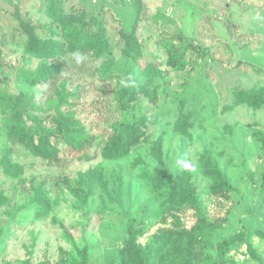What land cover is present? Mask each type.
Segmentation results:
<instances>
[{"label":"rangeland","instance_id":"374dc122","mask_svg":"<svg viewBox=\"0 0 264 264\" xmlns=\"http://www.w3.org/2000/svg\"><path fill=\"white\" fill-rule=\"evenodd\" d=\"M135 2L0 0V160L21 167L7 173L0 164V264H75L81 251L84 264H131L129 224L144 252L140 264H171L177 249L155 234L201 219L212 235L208 247L193 243V262L264 264V236L255 233L264 232V103H237L244 90H264V0H140L137 20ZM66 14L90 22L92 34L76 26L65 34ZM135 20L127 47L121 34ZM171 44L187 49L182 68L166 63ZM77 49L87 56L80 65L72 60ZM52 65H61L58 76L44 84ZM180 112L189 118L186 135L174 127ZM62 114H72L65 126L81 136L77 148L58 145L53 165L29 153L28 133L35 144L40 121L57 140L64 126L51 121ZM135 116L148 120L146 139L126 156H101L103 143ZM158 138L161 164L153 156ZM80 148L92 159H78ZM203 153L233 190L213 191L197 163ZM181 156L195 171L177 168ZM161 170L180 180L183 194L162 185ZM62 178L90 188L89 197L73 196Z\"/></svg>","mask_w":264,"mask_h":264},{"label":"trees","instance_id":"16d2710c","mask_svg":"<svg viewBox=\"0 0 264 264\" xmlns=\"http://www.w3.org/2000/svg\"><path fill=\"white\" fill-rule=\"evenodd\" d=\"M136 20L138 19V16L140 14V0H136ZM61 21L67 25V28L64 30L65 34L67 32L68 28H71L73 26H76L75 28L78 30H81L83 32H87L88 34H92L90 29V22H81L77 21L75 15L66 14L62 17H60ZM84 19V16L82 17ZM136 20L133 24L132 30L130 33H122V37L126 39L127 47L128 43L131 40L135 39L134 36V30L136 25ZM25 30L29 34V41L35 43V47L39 48L40 41L37 40V34L32 32L27 24H24ZM101 28H99L100 33ZM104 44V42H103ZM187 52V49L183 47L181 44H171L167 46V60L166 63L173 68H182L183 67V59ZM125 53L127 55L130 54L129 50H125ZM61 65H52L49 66V68L45 71V74L43 75L41 81L45 84L48 81H53L57 78L58 72L60 71L59 68ZM157 74H154L156 76ZM63 96L67 95H61V99ZM156 93L153 92L150 94V100L152 103H155L156 101ZM64 101V98L62 99ZM61 100V102H62ZM237 103H246L252 108H259L264 103V90L259 89L255 90V88H250L247 90H244L238 100ZM133 119L131 123H128L124 125L123 130L119 131V129L115 130V133L107 139L104 143L102 148L100 149L101 156L105 158H120L123 156H126L130 153L131 149L137 145H139L144 139H146L145 132L142 130V128H145L147 125V119L145 116L137 117ZM73 119L72 114L70 115H60L59 117H53L52 118V125L54 126H64V131L62 133V136H59L57 140L53 141L51 140L50 134L46 130V126L40 121L35 125V144L31 142L32 136L28 133L30 137V143L26 145L28 148V151L31 155H35V157H40L47 159V161L50 164H56L59 162L58 157V145L62 142L71 144L74 148H77L76 145L73 144V141L75 140V136L80 137L81 134L79 131L75 130L72 127L65 126L66 123H69V120ZM188 116L183 115L182 112H180L178 120L175 122L174 127L176 130L180 131L182 134L186 135V123L188 121ZM228 131V130H227ZM102 141V140H101ZM88 145L92 143V140L87 139ZM99 143V142H98ZM87 145L84 147L86 148ZM84 148H80L79 150V156L78 159L80 160H91L92 156L88 155L87 153H84L82 150ZM153 156L155 159L161 164L162 163V151H161V138H158L153 146ZM198 165L202 169V173L205 177H207L215 186H214V192H220L222 194L226 193L227 191L233 190V187L231 184L227 181L226 175L220 170L218 166V162L215 158L211 156L209 153H203V155L198 159ZM0 164L4 166L5 171L7 173L12 172L13 170L19 171L20 165L18 164H11L10 160L7 159H1ZM159 176L163 178L162 185H166L167 187H170L171 193L174 195H180L184 193V190L181 188V183L179 179H172L170 174L167 173L166 170H161L158 173ZM63 182L68 186V189L70 190L71 194L75 197H77L79 200L84 201L89 197L90 188L87 191H84L81 188L70 186L69 181L66 178H62ZM88 187L90 185L88 184ZM120 183H116V188L119 190ZM159 189V188H156ZM212 227L210 224H207L204 220L198 221L195 225L191 226V228L186 229L184 227L181 228H163L158 233L155 234V241L158 243H161L163 245L169 244V246L176 250V255L172 257L169 261H171V264H201L197 262H193L196 259V254L193 252L192 245L194 242H198L202 246H209L210 245V239L212 235ZM128 233V248L130 251V260L131 264H140L143 260L144 252L142 249L138 248L136 245V233L135 229L132 227V224H129V228L127 230ZM259 236H264V232L257 230L255 232ZM238 239V236H234L229 241H223L222 245L225 247L232 243L234 240ZM250 255L253 259L261 262L260 257L249 247ZM224 251L221 252L219 257H221L222 260V254ZM80 259L75 264H84L85 263V251L80 252ZM175 259H178L177 262H175ZM175 262V263H174ZM159 264H165L164 261H161Z\"/></svg>","mask_w":264,"mask_h":264},{"label":"clouds","instance_id":"9594fccd","mask_svg":"<svg viewBox=\"0 0 264 264\" xmlns=\"http://www.w3.org/2000/svg\"><path fill=\"white\" fill-rule=\"evenodd\" d=\"M86 59H87L86 54L80 51L79 49H77L76 51L72 53V60L76 65H80ZM130 81H131V78L127 80H121V84L122 86L127 87L129 86ZM175 165L177 166V168H182L185 171H195V168H196V165L194 164L193 161L186 159L182 156L178 157L175 160Z\"/></svg>","mask_w":264,"mask_h":264}]
</instances>
